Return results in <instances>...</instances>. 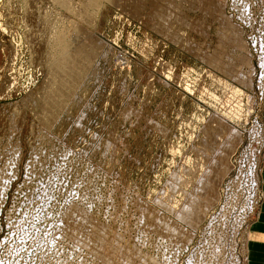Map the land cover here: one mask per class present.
Here are the masks:
<instances>
[{
	"label": "rangeland",
	"instance_id": "1",
	"mask_svg": "<svg viewBox=\"0 0 264 264\" xmlns=\"http://www.w3.org/2000/svg\"><path fill=\"white\" fill-rule=\"evenodd\" d=\"M196 1L0 0V264H246L264 197V37L253 39L257 60L239 21L260 8L218 0L243 42L220 48V14ZM87 44L98 51L84 72L52 77ZM215 53L247 80L208 64ZM63 84L62 106L40 110ZM207 129L220 138L214 152ZM230 129L240 135L231 169L193 227L183 206ZM70 206L78 236L63 223ZM91 225L107 230L103 246L86 237Z\"/></svg>",
	"mask_w": 264,
	"mask_h": 264
},
{
	"label": "bare ground",
	"instance_id": "2",
	"mask_svg": "<svg viewBox=\"0 0 264 264\" xmlns=\"http://www.w3.org/2000/svg\"><path fill=\"white\" fill-rule=\"evenodd\" d=\"M61 1V0H60ZM64 1H66V0H64ZM193 1V3H194V1L195 0H192ZM69 2V1H68ZM67 2V3H68ZM72 2V1H71ZM83 2H84V6H90V5H92V6H94L95 4H96V0H83ZM119 2H120V0H119ZM134 2V1H133ZM140 2H141V0H140ZM135 3V2H134ZM143 3V2H142ZM130 4V3H129ZM141 4V3H140ZM196 4H202V5H204L205 7H207V9H210L209 11H203L202 13H205L206 15H208V16H212L211 14H212V12H216L217 13V15H218V13L220 14L219 16H218V21H219V23H220V29H219V32H218V35H219V40H220V42L218 43V44H221V47L220 48H222V44L224 43L225 44V39L227 40V41H230V43H231V40H232V42L234 43V46H236V47H238V45L240 46V48H241V44L243 45V42H242V40H240L239 41V35H240V30L236 27V26H234L233 24H232V22H231V20H229V18H227V17H225L224 16V14H223V12H219V10H222V8H223V6H221V4H220V2L218 1V0H197L196 1ZM83 5V4H82ZM143 5V4H142ZM142 5H140V7L142 6ZM79 6H80V3H79ZM139 6V5H138ZM121 7V6H120ZM143 7V6H142ZM79 8H81V7H79ZM82 8H83V6H82ZM123 8V7H122ZM137 9V8H136ZM135 9V10H136ZM141 9V8H140ZM85 10V12H86V8L84 9ZM83 10V11H84ZM138 10V9H137ZM159 10V9H158ZM246 9H244L243 8V13H241V15L242 16H244V11H245ZM82 11V10H81ZM130 11V10H129ZM142 11V10H141ZM155 12V11H154ZM135 13V12H134ZM139 13V12H138ZM159 13V12H158ZM247 14V13H246ZM240 15V14H239ZM152 16V15H151ZM155 16H157V15H155ZM159 16V15H158ZM167 16V15H166ZM213 16H214V13H213ZM148 17H150V16H148ZM148 17L146 18V19H148ZM168 17V16H167ZM247 17V16H246ZM214 18H216V17H214ZM145 19V20H146ZM151 19H153L152 17H151ZM149 20V19H148ZM165 20V19H164ZM147 21V20H146ZM148 22V21H147ZM164 22V21H163ZM163 24V23H162ZM154 25H155V23H154ZM164 26H165V24H164ZM154 27V26H153ZM159 28H160V25H159ZM240 28V27H239ZM157 29V28H156ZM200 32V31H199ZM242 33V32H241ZM203 34V33H202ZM90 37V36H89ZM64 38V37H63ZM93 39V38H92ZM93 41V40H92ZM95 41V40H94ZM98 41V40H97ZM100 41V40H99ZM62 42V41H61ZM99 43V42H98ZM71 44V43H70ZM82 45V44H81ZM84 45V44H83ZM76 46H77V44H76ZM87 46H88V49L89 50H85V49H83V50H80L79 49V51H72V54H74V55H68V56H64V57H62V60H60V59H57V61L58 60H60L61 61V65L58 67V69L60 70H58V73L56 72V74L55 73H52V77H57L58 79H60V80H62V82L64 83V81H65V78H70V76H72L73 75V72H74V70L75 69H77V72H78V74H76V76H74V77H78L79 76V74L83 71L84 72V70L85 69H87L86 67H89L88 66V64H90V59L92 58L93 59V54H97V51H98V46H96V47H94L92 44H87ZM234 46L232 47V48H234ZM61 47V46H60ZM64 47V46H63ZM81 47V46H80ZM189 51L190 52H193L192 51V45L191 44H189ZM66 48V47H65ZM69 48V47H68ZM68 48L67 49H64L65 50V53H66V50H68ZM74 49H75V47H74ZM242 50V49H241ZM61 52H62V50H61ZM221 52V51H220ZM62 55V54H61ZM64 55V54H63ZM205 56V55H204ZM61 57V56H60ZM95 57V56H94ZM221 57V56H220ZM219 57V55H217V53H215L212 57L210 56L209 58H207V55L205 56V61L208 63V64H210L211 66H214V67H216V68H218V67H220L219 69L220 70H224V71H227V72H230L231 73V70H233L232 68H230V66L229 65H226V66H224L223 67V65H224V61L221 59ZM210 59V60H209ZM54 60V59H53ZM219 60H221V62L219 61ZM56 61V60H55ZM204 61V62H205ZM92 62V61H91ZM230 62V61H229ZM245 63L248 67H249V69L251 70L252 69V65H251V63H250V61L247 59V58H245V60L244 59H242V60H240L239 61V63ZM53 63H54V61H53ZM206 63V64H207ZM54 65V64H53ZM59 65V64H58ZM57 65V66H58ZM55 66V65H54ZM52 72V71H51ZM55 72V71H54ZM62 72V73H61ZM74 73H76V70H75V72ZM231 75H233V77H236L237 78V81H239L240 83H241V81H245V80H247L244 76H243V74L241 75L240 73H233V71H232V73H231ZM59 76H61V77H59ZM74 82V81H73ZM46 84V86H47V83H45ZM70 85V84H69ZM68 85V86H69ZM67 86V87H68ZM75 85L72 83V85H71V88L72 89H74L73 87H74ZM67 87L65 86V84H63L62 86H61V91H56L54 94H52L51 96V98H49V97H47V96H45L44 95V99H42L43 100V102L41 101V103L42 104H40L39 103V107H40V110H43L44 112H48V111H52L54 108H56V107H58V106H60L61 105V103H62V101L66 98V93H64L65 91L64 90H67ZM67 94H68V92H67ZM29 99V98H28ZM31 99V98H30ZM62 106V105H61ZM55 110V109H54ZM45 114V113H44ZM46 116V115H45ZM53 116V115H52ZM40 119V118H39ZM43 120H44V118H43ZM42 120V121H43ZM48 122V121H47ZM46 122V123H47ZM53 122V121H52ZM215 122H217V121H215ZM212 123H213V121H212ZM217 123H219V122H217ZM214 124V123H213ZM225 124V123H224ZM211 127H212V124L210 125ZM220 125H218V127H219ZM225 126V125H224ZM223 126V124H222V127H224ZM46 127V126H45ZM220 128V130H221V134L224 132V130H223V128ZM210 128V127H209ZM226 128H227V126H226ZM225 128V129H226ZM231 128V127H230ZM206 130V129H205ZM210 130V129H209ZM208 129H207V134L210 136V134H209V131ZM220 130H219V132H220ZM227 130H229V128H227ZM217 131V130H216ZM212 132V131H211ZM227 132V131H226ZM228 140H227V144H226V142H225V145H226V147L223 145V148L222 147H220V149L221 150H223V152H222V154L221 155H223L222 157H221V155H220V151H219V153L217 152L216 154H218V155H216L217 156V158H216V161L214 160V162H210L211 164H210V167H209V170L207 171V169H206V171H204V172H206V175L204 176V177H202L203 178V180H201V181H199V183H198V186L196 187L195 186V188L196 189H199L200 190V192H198L199 194H197V193H195L196 192V190L194 191V193H192V196H191V198L188 200V202H187V204L185 205V206H183L184 207V210H185V212H183V214L181 215V219L182 220H184L185 222H187L188 224H197L198 223V221L200 220V218H201V214H203V212L205 211V210H207L208 208V206L211 204V202L214 200V198L216 197H219V196H217V194L215 193V187H216V184L218 183L217 181H221V176L223 175V174H226V173H224L225 171H227L228 169H229V171H230V169L231 168H228V165L227 164H225V158L227 157V155H228V153L229 152H231V148H233L234 147V145L235 144H237V143H239V140H240V135H238V134H236L235 132H234V130H231L230 129V131H228ZM205 134V133H204ZM206 135V134H205ZM214 135H217V134H214ZM223 135V134H222ZM225 136V135H224ZM223 136V137H224ZM208 137V136H207ZM218 137V136H217ZM210 138H212L211 140H212V142H211V144L209 145V150H212L213 152H214V149H215V147L216 148H218L219 146H217V144H218V142H219V140L218 139H220L219 137L218 138H216L215 136H213V135H211L210 136ZM225 141V140H224ZM201 143H203V141L201 142ZM204 144H207V143H205L204 142ZM203 144V146H205ZM208 145V144H207ZM206 145V146H207ZM220 145H222V144H220ZM201 146V145H200ZM205 146V147H206ZM204 147V148H205ZM233 149H235V148H233ZM208 150V149H207ZM200 151V150H199ZM204 151V150H203ZM212 151H208V152H211L210 154H212V155H210V156H213V152ZM215 151H217V149L215 150ZM201 152H202V150H201ZM207 153V152H206ZM205 153V154H206ZM199 154H201V153H199ZM202 155V154H201ZM200 155V156H201ZM242 155H243V153L241 154V157H242ZM203 156H204V154H203ZM226 156V157H225ZM202 157V156H201ZM219 157V158H218ZM207 158V160H208V157H206ZM212 158V157H211ZM228 158V157H227ZM202 159L204 160V158L202 157ZM230 159V158H229ZM202 160V161H203ZM212 161V160H211ZM208 162V161H207ZM202 163V162H201ZM214 163V164H213ZM203 164V163H202ZM204 166V165H203ZM206 166H207V164H206ZM205 166V167H206ZM209 166V165H208ZM208 168V167H207ZM228 168V169H227ZM226 176V175H225ZM224 177V176H223ZM225 178V177H224ZM254 178V177H253ZM200 179H201V177H200ZM251 179V178H250ZM175 180V179H174ZM180 183V182H179ZM197 183V182H196ZM256 183V182H255ZM178 188V187H177ZM217 188V187H216ZM255 190V189H254ZM217 192V191H216ZM185 195V194H184ZM256 195V194H255ZM186 196V195H185ZM252 196H253V194H252ZM174 203V202H173ZM213 204V203H212ZM215 204V203H214ZM252 204H253V202H252ZM167 205H168V203H167ZM212 206V205H211ZM71 207V206H70ZM69 207V208H70ZM207 208V209H206ZM253 208V207H252ZM225 209V208H224ZM182 210H183V208H182ZM210 210V209H209ZM151 211V210H150ZM173 211V210H172ZM205 212H207V211H205ZM65 213V212H64ZM77 213L78 214H80L79 213V208L77 209V207H71V209H69L68 211L66 210V213H65V217H63L64 218V222L63 223H65V224H67V225H69V227L70 228H72L73 230H75V232L73 233V235L76 233V231H77V228H75V227H78V226H76L75 224H76V222L74 223V222H72L73 221V218L75 217V215H77ZM178 213V212H177ZM208 214V213H207ZM80 218L83 216L85 219H86V217L84 216V215H78ZM142 216V215H141ZM152 216V215H151ZM81 218L82 220L84 219V218ZM202 217H204V215L202 216ZM152 218V217H151ZM156 219V218H155ZM75 220H76V218H75ZM78 220V219H77ZM165 220V219H164ZM220 220V219H219ZM84 221V220H83ZM82 221V222H83ZM161 221V220H160ZM218 221V220H217ZM78 222H80L79 220H78ZM226 222V221H225ZM84 223V222H83ZM95 223V222H94ZM200 223V222H199ZM90 224V222L88 223V225ZM159 224V223H158ZM168 224V223H167ZM166 224V225H167ZM73 225H75V226H73ZM85 225H86V223H85ZM87 225V226H88ZM157 225V224H156ZM199 225V224H198ZM61 226V225H60ZM63 226V225H62ZM96 226V225H95ZM174 226V225H173ZM221 226V225H220ZM67 227V226H66ZM82 227V226H81ZM92 227V225L88 228L89 230L88 231H90L89 233H87L88 234V236H86V237H88V239H90V240H92V242H93V246H103L104 244H105V242H106V240H108L107 239V230H105V229H103V230H101L100 229V227H98V226H96V227H94V228H91ZM193 227H194V225H193ZM217 227V226H216ZM62 228V227H61ZM64 228H65V225H64ZM79 228V227H78ZM90 228L92 229V230H90ZM171 228V227H170ZM235 228V227H234ZM238 228V227H237ZM67 229L69 230V228L67 227ZM84 229L86 230L87 228H85L84 227ZM156 229V228H155ZM173 229V228H172ZM61 230V229H60ZM60 230H59V232H60ZM64 230H66V229H64ZM79 230V229H78ZM178 230H179V228H178ZM220 230V229H219ZM237 230V229H236ZM67 231V230H66ZM72 230L70 229V232H71ZM210 231V230H209ZM234 231V230H233ZM78 232V231H77ZM214 232V231H213ZM68 233H69V231H68ZM81 233V231L79 232V234ZM172 233V232H171ZM234 233V232H233ZM252 233V232H251ZM251 233H248V236H249V238L251 237ZM61 234V233H60ZM170 234V233H169ZM169 234H167L168 236H169ZM174 234V233H173ZM172 234V235H173ZM66 235V234H65ZM76 235L78 236V233H76ZM84 235V234H83ZM165 235V234H164ZM229 235V234H228ZM80 236V235H79ZM185 235H178V240L181 242V241H185L186 240V237H184ZM69 237V236H68ZM74 237V236H73ZM84 237V236H83ZM109 237V236H108ZM169 237H171V236H169ZM173 237H174V235H173ZM187 237H189V236H187ZM236 237V236H235ZM70 238V237H69ZM79 238V237H78ZM165 238V237H164ZM172 238V237H171ZM170 238V239H171ZM175 238V237H174ZM174 238H173V240H174ZM71 239V238H70ZM80 239V238H79ZM113 239H114V237H113ZM177 239V238H176ZM189 239V238H188ZM227 239V238H226ZM248 239V238H247ZM76 240H78V239H76ZM111 240V239H110ZM115 240V239H114ZM177 240V241H178ZM105 241V242H104ZM167 241V240H166ZM168 241H169V238H168ZM176 241V240H175ZM189 241H191V240H189ZM187 242V243H190V242ZM235 241V240H234ZM104 242V243H103ZM227 242V241H226ZM102 243H103V245H102ZM117 243V242H116ZM116 243H115V245H116ZM171 243V242H170ZM178 243V242H177ZM235 243H236V241H235ZM111 244H112V242H111ZM114 244V243H113ZM88 245H89V243H88ZM92 245V244H91ZM108 246V245H107ZM112 247H113V245H111ZM118 247V246H117ZM234 247H235V245H234ZM90 248V247H89ZM92 248H95V247H92ZM101 249H102V247H101ZM115 249V248H114ZM135 249V248H134ZM96 250H94L93 252H95ZM90 252V251H89ZM102 253V252H101ZM119 253V252H118ZM127 253V252H126ZM139 253V252H138ZM97 253H95V255H96ZM94 255V256H95ZM103 255V254H102ZM114 255V254H113ZM101 256V255H100ZM124 257V259H125V255L123 256ZM128 257V256H127ZM143 257V256H142ZM129 258V257H128ZM151 258V257H150ZM102 259V258H101ZM104 259V258H103ZM144 259V258H143ZM142 259V260H143ZM233 259V258H232ZM141 260V261H142ZM110 261V260H109ZM150 261L151 260H149V262L148 263H150ZM119 262V261H118ZM123 262V261H122ZM143 262H144V260H143ZM116 263V262H115ZM147 263V264H148ZM125 264V263H124ZM151 264H153V263H151Z\"/></svg>",
	"mask_w": 264,
	"mask_h": 264
},
{
	"label": "built area",
	"instance_id": "3",
	"mask_svg": "<svg viewBox=\"0 0 264 264\" xmlns=\"http://www.w3.org/2000/svg\"><path fill=\"white\" fill-rule=\"evenodd\" d=\"M262 1L264 2V0H258L257 4L259 5L258 8H260V9H257L255 11H253L252 14H250L251 15V16H249L251 18L250 21H247V22L239 21V23L241 24V27L244 29L243 33L245 34V37L247 39L248 46L250 47L251 53L255 58H257V60L259 58L258 55L260 52V46H257L258 49H256L255 42L253 41V39H254V37H258V40H259V36H258L259 34L264 37V8L263 7L261 8V2ZM230 2H231V0H226L227 5H230ZM227 13L231 16V13H235V10H233L229 6L227 9ZM258 199H259V197L257 196L256 200H253V204H256V207H253V209L251 211L249 209L250 212L245 214L244 216L242 214V212H243L242 209L237 210L238 213L239 212L241 213L240 219H242L243 217H245L247 215L249 216L250 213L252 214L256 211Z\"/></svg>",
	"mask_w": 264,
	"mask_h": 264
},
{
	"label": "crops",
	"instance_id": "4",
	"mask_svg": "<svg viewBox=\"0 0 264 264\" xmlns=\"http://www.w3.org/2000/svg\"><path fill=\"white\" fill-rule=\"evenodd\" d=\"M264 172V160L262 163ZM264 190V186H263ZM258 220L250 225L251 237L246 244V264H264V197Z\"/></svg>",
	"mask_w": 264,
	"mask_h": 264
}]
</instances>
